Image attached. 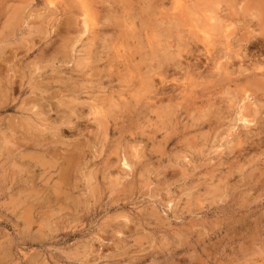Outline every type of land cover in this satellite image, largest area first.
I'll return each instance as SVG.
<instances>
[{
	"label": "rangeland",
	"instance_id": "374dc122",
	"mask_svg": "<svg viewBox=\"0 0 264 264\" xmlns=\"http://www.w3.org/2000/svg\"><path fill=\"white\" fill-rule=\"evenodd\" d=\"M0 264H264V0H0Z\"/></svg>",
	"mask_w": 264,
	"mask_h": 264
},
{
	"label": "bare ground",
	"instance_id": "6f19581e",
	"mask_svg": "<svg viewBox=\"0 0 264 264\" xmlns=\"http://www.w3.org/2000/svg\"><path fill=\"white\" fill-rule=\"evenodd\" d=\"M174 23V22H173ZM69 24V23H68ZM165 56V55H164ZM223 57V56H222ZM88 59H89V57H87ZM83 59V58H82ZM166 61V60H165ZM83 62V61H82ZM169 62V61H168ZM159 67V66H158ZM178 68V67H177ZM167 72H169V71H167ZM183 77V76H182ZM177 81V80H176ZM158 90V89H157ZM92 91V90H91ZM149 93V92H148ZM177 106V105H176ZM236 106V105H235ZM239 108V107H238ZM160 109V108H159ZM242 109V108H241ZM245 110V109H244ZM222 112V111H221ZM171 116V115H170ZM247 116V115H246ZM249 116V115H248ZM206 117V116H205ZM170 119V118H169ZM203 119H204V117H203ZM206 119V118H205ZM215 119V118H214ZM242 119V118H241ZM242 121H244V123L246 124H249V122H247V120H244V119H242ZM218 124V123H217ZM106 125V124H105ZM106 127V126H105ZM206 137V136H205ZM192 143V142H191ZM137 149V148H136ZM135 149V150H136ZM124 166H126V165H124ZM106 180V179H105Z\"/></svg>",
	"mask_w": 264,
	"mask_h": 264
}]
</instances>
